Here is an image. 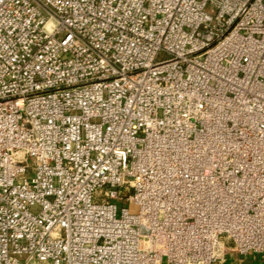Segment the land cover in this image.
Listing matches in <instances>:
<instances>
[{"label": "built area", "instance_id": "2783aa9c", "mask_svg": "<svg viewBox=\"0 0 264 264\" xmlns=\"http://www.w3.org/2000/svg\"><path fill=\"white\" fill-rule=\"evenodd\" d=\"M229 249L264 252V0H0V264Z\"/></svg>", "mask_w": 264, "mask_h": 264}, {"label": "crops", "instance_id": "0c3cea01", "mask_svg": "<svg viewBox=\"0 0 264 264\" xmlns=\"http://www.w3.org/2000/svg\"><path fill=\"white\" fill-rule=\"evenodd\" d=\"M223 264H264V252L262 254L248 253L245 255H237L235 252L231 251L227 254Z\"/></svg>", "mask_w": 264, "mask_h": 264}, {"label": "rangeland", "instance_id": "374dc122", "mask_svg": "<svg viewBox=\"0 0 264 264\" xmlns=\"http://www.w3.org/2000/svg\"><path fill=\"white\" fill-rule=\"evenodd\" d=\"M119 205H121V204H119ZM124 205H125V204H124ZM126 206H127V204H126ZM128 207H129L130 211H136V209H137V207L134 206V205H129ZM229 252H231L230 249L227 250V254H229Z\"/></svg>", "mask_w": 264, "mask_h": 264}]
</instances>
